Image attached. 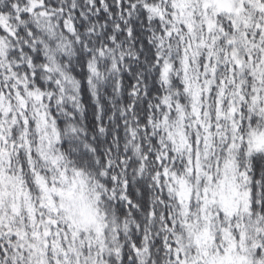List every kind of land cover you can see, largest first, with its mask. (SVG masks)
<instances>
[{
    "label": "snow or ice",
    "instance_id": "snow-or-ice-1",
    "mask_svg": "<svg viewBox=\"0 0 264 264\" xmlns=\"http://www.w3.org/2000/svg\"><path fill=\"white\" fill-rule=\"evenodd\" d=\"M0 264H264V0H0Z\"/></svg>",
    "mask_w": 264,
    "mask_h": 264
}]
</instances>
